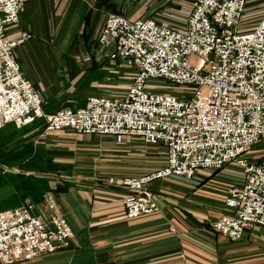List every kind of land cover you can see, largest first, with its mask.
Here are the masks:
<instances>
[{"label": "built area", "instance_id": "2783aa9c", "mask_svg": "<svg viewBox=\"0 0 264 264\" xmlns=\"http://www.w3.org/2000/svg\"><path fill=\"white\" fill-rule=\"evenodd\" d=\"M28 1L0 0V129L10 123L30 126L44 116L41 92L24 77L15 56L16 47L32 36L14 41L8 35ZM184 1L190 3L189 15L177 27L158 18L109 13L98 43L112 64L134 74L130 91L124 97L92 96L78 110H60L48 118L46 130L131 137L165 148V168L119 181L127 191L129 219L160 212L147 190L153 180L239 168L240 185L229 191L226 213L213 225L218 234L239 241L248 230L264 228V157L250 158L264 145V16L242 33L248 0ZM194 55L200 58L197 67L191 64ZM153 81L180 93L153 88ZM43 205L40 212L32 204L0 212V264L71 246V228L55 199L48 196Z\"/></svg>", "mask_w": 264, "mask_h": 264}, {"label": "crops", "instance_id": "0c3cea01", "mask_svg": "<svg viewBox=\"0 0 264 264\" xmlns=\"http://www.w3.org/2000/svg\"><path fill=\"white\" fill-rule=\"evenodd\" d=\"M117 2L30 0L20 24L8 30L12 40L32 34L15 55L45 102L44 116L34 124L0 129V212L39 204L54 193L73 232L69 250L14 264H264V228L248 230L240 241L213 230L226 212L229 189L240 183L231 168L151 184L161 213L130 220L126 191L108 182L143 175L130 166L138 140L119 144L70 130H46L47 118L60 109H79L93 95L127 93L131 73L113 65L109 51L97 43ZM162 2L169 9L190 8L184 0ZM138 3L149 5L147 0ZM263 14L264 0H249L243 25L255 26Z\"/></svg>", "mask_w": 264, "mask_h": 264}, {"label": "rangeland", "instance_id": "374dc122", "mask_svg": "<svg viewBox=\"0 0 264 264\" xmlns=\"http://www.w3.org/2000/svg\"><path fill=\"white\" fill-rule=\"evenodd\" d=\"M30 1V0H29ZM28 1V2H29ZM118 2V6L117 7H114V6H111V12L109 13H117V14H121V15H124V16H127L128 18H132V20L134 19H138V18H148V17H152V18H158L160 19L161 21H163L165 24L167 25H171V26H174V27H177V26H180L181 23H183V20L185 18L188 17L189 15V9L190 8H182V7H177L176 9H169V8H166L165 6H162L164 2H162V0H147V3L151 6V8H149L148 6H146L145 4H143L141 6V4H139V0H117ZM249 1V0H248ZM27 2V3H28ZM146 2V1H145ZM26 3V4H27ZM25 4V5H26ZM248 4V3H247ZM25 7V6H24ZM191 7V6H190ZM247 8V6H246ZM23 11H24V8H23ZM22 11V12H23ZM246 11V9H245ZM21 12V14H22ZM108 13V14H109ZM107 14V15H108ZM106 15V17H107ZM264 16V14H263ZM162 17V18H161ZM244 17H245V12H244V16H243V19H242V22H241V25H240V28L239 30L242 32V33H248V32H251L256 26L257 24L262 20V18L259 20V22L254 26L252 25H243V22H244ZM20 20H21V15H20ZM20 20H19V23L16 25L18 26L20 24ZM106 21V20H105ZM174 24V25H173ZM105 25V24H104ZM177 25V26H176ZM16 26H13V27H16ZM104 27V26H103ZM12 28V27H11ZM242 28V29H241ZM10 29V28H9ZM8 29V30H9ZM103 30V29H102ZM102 33V32H101ZM24 34H30V33H24ZM32 36V34H30ZM101 35V34H100ZM23 36V34H22ZM21 36V37H22ZM100 37V36H99ZM98 37V39H99ZM33 38V36H32ZM31 38V39H32ZM29 39V40H31ZM28 40V41H29ZM16 41V40H14ZM27 42V41H26ZM25 42V43H26ZM24 43V44H25ZM98 43V41H97ZM23 45V44H21ZM99 45V43H98ZM20 46V45H19ZM18 47V46H17ZM16 47V48H17ZM16 56V55H15ZM17 58V57H16ZM18 60V59H17ZM200 63V58L197 57L196 55L193 56L192 60H191V64L192 66L194 67H197ZM115 65V64H113ZM116 66V65H115ZM128 72H130L131 74H129V76H131V84H130V87L127 91V93L123 96H101V97H124L128 94V92L130 91V88L132 87L133 85V81L135 79L134 77V74L129 70ZM23 73V72H22ZM32 82V81H31ZM33 83V82H32ZM34 84V83H33ZM35 85V84H34ZM36 86V85H35ZM150 86L153 87V88H162L164 89L165 91L164 92H168V93H180V92H174L173 90L171 91V88H170V85L168 83H165L163 81H153L150 83ZM37 88V86H36ZM38 89V88H37ZM40 92L41 90L38 89ZM181 90V89H180ZM179 91V90H177ZM41 95H42V92H41ZM93 96H99V95H93ZM92 97V96H90ZM89 97V98H90ZM42 98H43V101H44V97L42 95ZM88 98V99H89ZM87 99V101H88ZM86 101V103H87ZM45 102V101H44ZM86 105V104H85ZM84 107V106H83ZM82 108V107H81ZM66 109H69V108H66ZM80 109V108H79ZM60 110H63V109H60ZM59 110V111H60ZM74 110V109H72ZM78 110V109H76ZM43 112H44V105H43ZM58 112V111H57ZM56 112V113H57ZM55 113V114H56ZM54 114V115H55ZM53 116V115H52ZM51 117V116H49ZM48 117V118H49ZM42 118V117H41ZM48 118H47V122H48ZM39 119V118H38ZM37 119V120H38ZM36 120V121H37ZM34 124V123H33ZM47 128V127H46ZM2 129V128H1ZM66 130H70V131H73L75 133H77L76 131L74 130H71V129H64L62 131H66ZM58 132H61V131H58ZM51 133H55V132H51ZM80 134V133H78ZM88 135V134H86ZM91 136H96V135H91ZM96 137H103V138H110V139H113L115 140L117 143H124V144H128L130 143L129 141H126L127 139H135V140H138L136 141L137 143H133V145L136 146V150L138 152H136V154L134 155H129L131 156L130 158V163H132L130 166L131 167H134L136 170L139 171V173L143 174V175H140V176H127V177H123L121 178L120 180H116L115 178H110L109 180V184H110V181L111 180H114L116 182L115 185H119V181H122L123 179H127V178H141V177H144V176H150L160 170H162L163 168H165L167 166V163H168V158H167V152L165 150V148L161 145H150V144H147L145 143L144 141H142L141 139H137V138H131V137H126L124 139H116L114 137H109V136H96ZM134 141V140H133ZM264 157V145H257L253 150L252 152L250 153V158L253 159V161L257 162L259 161L260 159H262ZM231 168L232 170H234L236 172L237 177L241 180L242 177H243V173L242 171L237 168V167H228L227 169ZM226 170V169H225ZM19 171L21 174L25 175L26 173H30L29 170H17ZM202 171H210V172H222L224 170H219V171H212V170H202ZM198 172L195 177L193 179H187V178H183V177H179V176H169V177H166V178H160V179H156V180H153L151 183H149L147 185V190H149L151 193H153L155 196L157 195L154 191L151 190L150 186L151 184L155 183V182H158V181H162V180H165V179H168V178H171V177H179V178H183V179H186V180H194L195 178H197L198 176L201 177V172ZM37 173V172H36ZM17 174V172H16ZM112 185V184H111ZM240 183H238L237 185H234L232 186L229 191L233 188V187H236V186H239ZM121 187V186H120ZM60 188H64V187H59L58 189ZM65 189V188H64ZM124 189V188H123ZM125 190V189H124ZM126 191V190H125ZM229 191H228V196L226 198V201L229 197ZM126 195H127V191H126ZM48 196H52L56 203H57V206H58V210H59V205H58V201L55 197V194H49ZM46 196V197H48ZM126 198V197H125ZM45 200L46 198H44V200L39 203V204H32V205H35L36 206V211L40 212L42 211V209L44 208L45 205H43L45 203ZM156 200H157V204L160 208V212L161 213V207L158 203V199H157V196H156ZM226 201H225V208H226ZM31 203L29 204H26V205H30ZM25 205V206H26ZM124 205H125V200H124ZM24 207V206H23ZM18 209V208H17ZM11 210V209H10ZM125 211H126V208H125ZM60 212V211H59ZM226 213V212H225ZM224 213V214H225ZM60 214L65 218V216L60 212ZM158 214V213H157ZM223 214V215H224ZM154 215V214H153ZM127 216V214H126ZM148 216V215H147ZM143 217V216H142ZM128 218V217H127ZM141 218V217H139ZM221 218V217H220ZM66 219V218H65ZM129 219V218H128ZM138 219V218H137ZM67 220V219H66ZM130 220H135V219H130ZM219 220V219H218ZM217 220V221H218ZM216 221V222H217ZM68 222V221H67ZM214 222L213 225L216 223ZM69 224V223H68ZM70 226V224H69ZM71 228V226H70ZM260 228V227H259ZM214 230V228H213ZM71 231H72V228H71ZM215 231V230H214ZM217 233V232H216ZM221 235V234H220ZM223 236V235H222ZM225 237V236H224ZM227 238V237H226ZM244 238V237H243ZM242 238V239H243ZM72 239H73V232H72V238H71V246L69 248H67L66 250H69L71 247H72ZM229 239V238H228ZM241 239V240H242ZM231 240V239H230ZM234 241V240H233ZM240 241V240H239ZM66 250H63V251H66ZM63 251H60V252H63ZM59 253V252H57ZM55 253V254H57ZM48 255H54V254H48ZM48 255H42V256H48ZM42 256H39V257H42ZM37 257V258H39ZM36 259V258H35ZM34 260V259H33ZM28 261H32V260H28ZM19 262H26V261H19ZM17 263V262H16Z\"/></svg>", "mask_w": 264, "mask_h": 264}, {"label": "bare ground", "instance_id": "6f19581e", "mask_svg": "<svg viewBox=\"0 0 264 264\" xmlns=\"http://www.w3.org/2000/svg\"><path fill=\"white\" fill-rule=\"evenodd\" d=\"M174 25V24H173ZM177 26V25H176ZM242 29V28H241ZM242 31V30H241Z\"/></svg>", "mask_w": 264, "mask_h": 264}]
</instances>
